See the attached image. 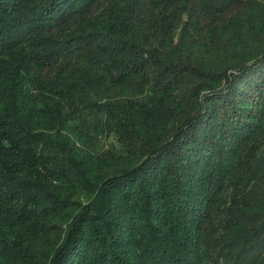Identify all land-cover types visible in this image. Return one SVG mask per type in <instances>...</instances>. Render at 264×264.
Masks as SVG:
<instances>
[{"label": "trees", "instance_id": "1", "mask_svg": "<svg viewBox=\"0 0 264 264\" xmlns=\"http://www.w3.org/2000/svg\"><path fill=\"white\" fill-rule=\"evenodd\" d=\"M0 264H264V0H0Z\"/></svg>", "mask_w": 264, "mask_h": 264}]
</instances>
